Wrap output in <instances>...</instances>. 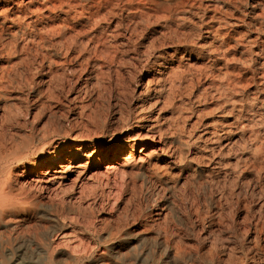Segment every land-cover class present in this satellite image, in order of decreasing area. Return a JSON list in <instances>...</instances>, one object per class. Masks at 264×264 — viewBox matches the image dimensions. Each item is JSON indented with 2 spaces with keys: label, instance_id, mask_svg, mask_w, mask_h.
I'll return each instance as SVG.
<instances>
[{
  "label": "rangeland",
  "instance_id": "1",
  "mask_svg": "<svg viewBox=\"0 0 264 264\" xmlns=\"http://www.w3.org/2000/svg\"><path fill=\"white\" fill-rule=\"evenodd\" d=\"M222 1L224 8L238 15L241 29L253 40L238 49L252 48L251 63L258 64L261 20L251 8L253 0ZM251 19L256 25L260 21L257 27L248 24ZM142 62L126 66L116 74L104 67L101 76L89 67L76 68L75 64L63 77L32 74L30 86L41 87L44 94L39 96L31 91L23 94L14 108L16 121L0 123V133L7 139L11 135L8 140L15 145L27 142L22 154L14 151L9 156V169L16 173L11 179L17 177L18 180V183L12 181L16 188L10 195L12 201L17 196V199L24 198L33 208L31 214L17 208L10 216H3L2 220L9 223L0 225V237L12 239L19 234L17 238H33L37 244L51 242L56 259L64 257L69 250L67 247L65 252L64 247L71 243L75 244L74 250L86 251L84 261L96 258L100 252L107 257L113 252L107 248L110 240L118 239V248L126 251L121 264H164L167 258H171L173 264H213L214 226L215 232L220 230L216 245L224 243L214 254L222 250L219 256L224 264H234L238 256L243 257L246 264H264V241L254 237V234L264 237V184L253 182L257 173L244 165L243 159L247 154H264V105L261 102L263 107L260 106L258 73L244 69L239 76L245 88L235 83L238 77L231 74L234 80L231 82L238 90H230L233 93L228 95L230 91L225 89V83L231 76L222 80L221 75H216L217 66L213 62V99L211 95L206 97L207 102L213 100L210 112L201 110L202 101L182 97L177 91L172 95L167 94L166 88H161L160 93L157 89L153 92L143 78ZM190 62L198 61L193 58ZM228 66L236 67L233 62H228ZM231 97L235 99V107L228 113L224 100ZM238 104L250 105L251 110H255L250 114L253 115L246 129L236 125ZM198 109L200 113L196 115ZM206 110L209 112L203 113ZM142 114L151 115V121L144 120ZM135 119L144 123L142 129L135 127ZM202 125L208 127L207 130ZM158 127H161L159 131ZM225 127L230 129L225 130ZM144 133L149 134L147 138H142ZM122 138L129 143L121 145L117 159L111 161L108 151ZM131 143L135 149L127 162ZM47 148L63 149L58 161L70 167L61 179L41 184L44 186L41 189L34 184V179L42 170H34L31 158L39 159ZM75 154L77 159L69 162ZM16 155L22 156L17 159ZM235 163L240 166L233 168ZM21 188L26 191L25 195H20ZM53 213L74 224L77 231L71 232L69 227L53 223ZM156 228L163 237L161 244L155 235L145 242L136 238L137 233L151 229L153 232ZM172 233L178 234L179 239ZM169 250L174 252L175 258ZM143 251L146 258L141 261L137 256Z\"/></svg>",
  "mask_w": 264,
  "mask_h": 264
},
{
  "label": "bare ground",
  "instance_id": "2",
  "mask_svg": "<svg viewBox=\"0 0 264 264\" xmlns=\"http://www.w3.org/2000/svg\"><path fill=\"white\" fill-rule=\"evenodd\" d=\"M222 2V0H0V123L3 125L10 124L13 120L16 121L14 108H16L23 94L29 91L39 96L44 94L41 87L36 86L32 88L30 86L33 75H48L55 78L63 77L73 64L77 66L76 68H81V70L89 67L98 76H101L104 67L111 68L116 74L120 73L126 66L143 60L141 63V69L145 70L143 78H145V83H148L153 92L157 89L160 93L161 88H166L167 94L172 95V93L177 91L178 94L183 95L182 97L193 98L198 103L202 101L200 103L202 104V107L200 106L201 110L208 109L210 112L213 109V100L207 102L206 97L211 95L213 99V62L217 66V76L221 75L220 77L223 80V78L227 77L229 79V75L231 76V74L237 75L238 78L236 77L235 83L240 84L239 86H243V88L245 87L244 84H241V77L239 75L247 67L252 72L258 73V79L261 80L259 86L260 104L262 102L264 105V0H253V4L251 5L253 12L256 11V15L261 20V26L258 25L260 21L257 24L260 29L258 31L261 32L260 55L258 54L260 59L258 56H255L259 60L258 64L257 62L251 63L252 48L245 47L246 49L243 51L238 49L239 46L244 47V44L247 42L253 43V40L250 39L251 36L245 35L241 29L236 18L238 15L235 16L233 13H230L227 8H224V5H221ZM249 10L251 9L249 8ZM244 20L246 21L247 18ZM253 20L248 21V24L257 27ZM193 58L198 61L196 64L190 62ZM228 62H233L236 67L229 68ZM87 72L89 73V71ZM255 76L257 75L255 74ZM94 79L96 81V75ZM232 80L231 76L230 80H227L225 83L227 91L238 90L237 87L235 88L234 83L231 82ZM256 80L254 82H257ZM95 81L93 82L94 84L96 83ZM99 83H101L100 79ZM233 91L228 92V95L232 94ZM164 100L166 101L167 99ZM245 100L246 103H249L246 98ZM249 100L251 101L250 98ZM224 101L226 102V108L224 107V109L228 110V113L234 111L235 99L231 97L226 98ZM250 105L249 107H243L240 104L237 107L239 109V114H237L238 120L236 121L237 126L245 128L248 124L250 125V117L253 115H250L253 113ZM237 109H235V112ZM209 111L206 110L203 113L206 114ZM253 111L255 113V110ZM198 113H200L199 109L198 111L196 110V115ZM145 116L143 117L144 120L151 121V115ZM140 119L139 121H135L137 122L135 127L142 129L144 123ZM159 128L161 127H158L157 131H159ZM204 128L207 130L208 127ZM226 128L229 127H225V130ZM210 129L213 133V123L210 124ZM222 129L224 130V127ZM227 131L224 133H227ZM146 133H148V130ZM3 135L5 134L0 135V225L9 223V221L2 220L3 216H10V214L16 212L17 208H22L24 211L27 210L28 214H31V209L33 208V206L31 208V203H26L24 198L19 197L17 199V196L16 200L12 201L10 195L13 189L16 188L12 181L18 183V180H16L17 177L12 178L13 180L11 179L12 174L15 175L16 173H13L12 169H9V156L14 151L22 154V151L27 146V142H20L19 145H15V142L8 140L11 135L8 136V139L3 137ZM146 135L149 134L144 133L142 138H147ZM125 143L129 142L122 138L119 143L113 144L109 149L111 161L116 158L120 152L121 145ZM134 146L133 143L129 145L127 162L133 157ZM63 153V149L61 151H58V148L53 150L48 149L39 159L31 158L34 170H42L39 171V176L37 175L34 179V184H37L42 189L44 187L42 186L43 184L47 185L48 182L51 184L54 179H61L63 177L62 174L70 167V165L66 166L61 161H58L61 160ZM17 155L15 157L17 159L22 156L18 157ZM33 157L35 156L33 155ZM75 159H77L76 154L72 155L69 162H73ZM243 159L244 165L257 173L256 178L254 177L256 180L254 179L253 182L257 181L264 184V154H247ZM130 161L132 162V160ZM237 164L235 163L233 168L240 166ZM53 166H56V168L52 169ZM43 169L45 170L43 171ZM21 194H26V191L22 188ZM52 215L53 223L61 227H69L71 232H75L76 226L74 224L63 221L57 214L53 213ZM233 226H236V224H233ZM214 228L216 229V227L213 226V234L217 236L220 230L218 229V232H215ZM221 230L223 232L222 228ZM151 231L139 232L136 238L145 242L152 235H155L158 243L161 244L163 242L161 232L157 228L155 231ZM172 235L177 239L180 237L176 233H172ZM17 236L12 239H2L0 237V264H7V261H10V264H33L34 262L36 264H121L123 257L126 255V251H123L125 250L124 247L123 250L118 248L120 241L114 239L110 240L111 243L108 244L107 248L113 252L109 253L107 257L106 253L102 254L100 252L101 255L99 254L96 258L92 257L84 261V258L87 256V254L84 256L86 251L81 250L82 252H80L77 248L78 252L74 253L77 249L74 250L76 248L75 244L71 243L64 247V250H67V247H69L64 257L56 259L51 242L40 244L38 241L39 244H37L33 238H17ZM216 236L213 237V264H224L219 256L222 250L219 254H214L215 250L224 244L219 243L218 245L217 243L216 245L218 241V236ZM254 237L264 241V237H260V235L254 234ZM82 247L80 248L82 249ZM144 253V251L143 253L139 252L137 259L143 261L146 258ZM169 253H172V256H174L173 251L169 250ZM224 258L227 259L226 256ZM164 264H173V261L171 258H167ZM234 264L246 263L243 257L238 256L235 258Z\"/></svg>",
  "mask_w": 264,
  "mask_h": 264
}]
</instances>
